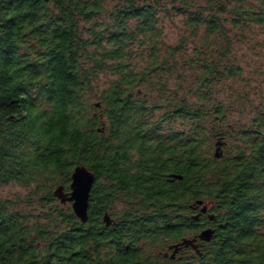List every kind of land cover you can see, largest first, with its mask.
Segmentation results:
<instances>
[{
    "label": "trees",
    "instance_id": "obj_1",
    "mask_svg": "<svg viewBox=\"0 0 264 264\" xmlns=\"http://www.w3.org/2000/svg\"><path fill=\"white\" fill-rule=\"evenodd\" d=\"M253 25L264 0H0V264H264V104L222 94ZM79 164L86 222L55 193Z\"/></svg>",
    "mask_w": 264,
    "mask_h": 264
},
{
    "label": "rangeland",
    "instance_id": "obj_2",
    "mask_svg": "<svg viewBox=\"0 0 264 264\" xmlns=\"http://www.w3.org/2000/svg\"><path fill=\"white\" fill-rule=\"evenodd\" d=\"M182 25V16L166 18L165 31L168 43L176 42L179 39L183 32ZM240 32L239 30L238 33ZM243 32L244 36L235 43L233 49V59L242 67V74L239 78H231L230 86L227 89H222V94L230 92L231 89L248 93L249 103L243 104L238 109L235 107L230 113V122L234 123L239 120L241 125L249 123V118H252L250 115L253 112L250 111L252 108L261 105V103L264 104V26L253 25ZM105 80L103 77L102 83L103 81L105 83ZM247 106H252V108H247ZM176 125L177 127H184L182 122H178ZM235 140L234 137L226 139L228 145L234 143ZM227 150L224 148L223 152L226 154ZM215 151L214 148L213 152ZM26 192L27 188L17 183H11L1 189L2 195L5 196L25 195Z\"/></svg>",
    "mask_w": 264,
    "mask_h": 264
},
{
    "label": "water",
    "instance_id": "obj_3",
    "mask_svg": "<svg viewBox=\"0 0 264 264\" xmlns=\"http://www.w3.org/2000/svg\"><path fill=\"white\" fill-rule=\"evenodd\" d=\"M221 144L222 142L219 141L218 145L219 147L216 150V156H221ZM177 177H181L178 175ZM72 181L70 184V192L65 193L63 191V187L59 186L55 193L56 195L63 201H71L73 210L75 214L84 222L88 220V207H89V200L91 195V189L95 181V174L93 171L88 169L83 164H79L74 168V171L72 173ZM199 203H202V201H199ZM207 211V205H205L202 208V212ZM212 217V215H210ZM196 217V216H195ZM105 221L107 224H111L112 220L111 217L107 214L105 216ZM213 235V229L212 228H206L203 229L198 237L203 240H210ZM196 241V238L189 239L185 238L181 242L174 245V252L172 253V256L176 254L177 251L183 246V245H191ZM173 247V246H171Z\"/></svg>",
    "mask_w": 264,
    "mask_h": 264
},
{
    "label": "flooded vegetation",
    "instance_id": "obj_4",
    "mask_svg": "<svg viewBox=\"0 0 264 264\" xmlns=\"http://www.w3.org/2000/svg\"><path fill=\"white\" fill-rule=\"evenodd\" d=\"M196 212H198V209L197 208H195L194 209ZM202 228H209V226H204V227H202ZM199 234V233H198ZM198 234H194L193 235V237H191V239H193V238H197L196 239V241L193 243V244H191L189 247H181L180 249H179V251H177L176 252V254L174 255V256H172V253L174 252V250H172L170 247V250L168 251V252H165L164 253V256L165 255H170L173 259H175L179 254H181V253H185V252H200L199 251V247L202 245V241L200 240V238H198ZM188 238V237H187Z\"/></svg>",
    "mask_w": 264,
    "mask_h": 264
}]
</instances>
